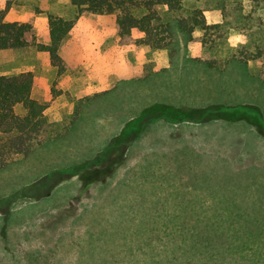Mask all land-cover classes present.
Listing matches in <instances>:
<instances>
[{
  "label": "rangeland",
  "instance_id": "1",
  "mask_svg": "<svg viewBox=\"0 0 264 264\" xmlns=\"http://www.w3.org/2000/svg\"><path fill=\"white\" fill-rule=\"evenodd\" d=\"M40 1L0 0V11L5 22L26 19L28 9L39 12ZM183 5L182 16L199 11L219 31L186 37L173 25L180 15L160 8L171 25L169 46L122 45L116 36L115 87L85 89L76 98L59 84L63 62L51 65L58 76L43 114L45 141L0 170V264H264V130L253 127L260 122L264 129V59L246 66L233 61L222 72L201 63L210 57L224 66L231 56L255 55L264 47V8L249 0ZM75 16L74 9L68 19ZM216 32L221 39L209 49ZM29 62L43 66L39 55H26L16 65L0 63V74H19ZM98 67L95 84L107 65ZM155 104L202 109L193 120L222 119L153 127L129 147L110 144ZM106 148L111 159L127 150L124 162L112 171H85L88 180L79 173L58 182L104 157ZM163 237L168 241L160 245Z\"/></svg>",
  "mask_w": 264,
  "mask_h": 264
},
{
  "label": "trees",
  "instance_id": "2",
  "mask_svg": "<svg viewBox=\"0 0 264 264\" xmlns=\"http://www.w3.org/2000/svg\"><path fill=\"white\" fill-rule=\"evenodd\" d=\"M69 1L76 10L74 19L65 20L48 16L49 46L36 44V35L31 23L5 22V12L0 11V50H14L35 46L38 52L48 53L50 64L56 66L59 60L57 50L61 40L68 34L77 18L88 14L114 16L116 34L122 45H128L133 42L137 46H146L152 50L166 49L172 37L171 25L170 23H163L162 15L159 12L160 8H166V12L169 14L180 15L173 21V25L186 37L191 38L196 31L204 32L205 35L207 31H219L217 26L208 27L199 11H192L182 16L185 0ZM249 2L255 8H264V0H249ZM212 34L215 36L210 35L208 38L209 49H215V42L221 39L220 36L216 35L217 32ZM133 35H135V38ZM263 59L264 47L260 46L256 47L255 55L250 56L245 53L239 59L231 56L224 60L223 65L226 66L236 61L246 66L249 61L261 62ZM201 63L209 70L222 72L220 69L222 63H218V61L212 60L210 57ZM259 79L264 88V70L259 73ZM32 80L33 75L30 72L11 76L0 74V170L11 163L12 156H26L45 141L44 138L46 137L48 126L43 117L44 106L30 98ZM197 112H203V110L164 104L148 106L138 116L137 120L129 123L131 126L128 128L129 131L124 128L110 144L117 146L120 143H125L129 147L134 141L145 136L153 127L157 130L162 125L171 127L178 122H183L181 125L185 124L193 121L191 117ZM212 119L213 116L209 120ZM111 152L110 148H106L104 156L107 157ZM126 152L127 150L124 149L118 157L110 159V163L116 166L124 162ZM73 175L75 174L73 173ZM80 176L84 180L88 178L86 174ZM178 230L177 228L176 233L179 232ZM138 232H140L139 229L133 227L131 235H137ZM164 239L168 241L166 237L158 239L161 242L160 245H162ZM204 255L206 254L203 253V256L200 255L199 257L204 259ZM211 256L214 259V256ZM190 261L192 262L191 259ZM177 264L189 263L178 261Z\"/></svg>",
  "mask_w": 264,
  "mask_h": 264
},
{
  "label": "crops",
  "instance_id": "3",
  "mask_svg": "<svg viewBox=\"0 0 264 264\" xmlns=\"http://www.w3.org/2000/svg\"><path fill=\"white\" fill-rule=\"evenodd\" d=\"M38 1L41 2L40 0ZM38 10L39 12L36 13L35 9L30 8L24 12V15L27 16L26 19L14 18L13 22L31 23L36 35V44L49 46L48 16L69 20L68 17L74 12V7L71 6L69 0H43ZM12 14L17 15L19 13L15 10ZM116 36L114 16L89 14L77 18L58 46L57 56L67 68L65 73L69 72V74L64 73L62 76L64 78L60 77L58 80L59 84H64L71 95L76 98L84 95L85 89H88L86 94H90L95 88L98 89L100 86L105 88L115 87ZM26 55H28V59L32 55L35 57L39 55V59L43 61L41 68L35 62H29L27 65L22 63L18 73H32L33 80L30 98L43 105L46 112L48 104L52 102L51 86L58 75L57 69L48 62L45 52H37L35 46L14 50H0V63L3 64L11 60L16 65V62ZM9 57L11 58L9 59ZM100 64H106L107 67L106 70L102 69L103 78L99 79L95 84L93 78L96 76L99 78L98 72L101 70L98 65L100 66ZM226 66L221 65L220 69L223 71ZM169 138L170 140L172 139L171 141L188 140L187 137L174 138L172 136Z\"/></svg>",
  "mask_w": 264,
  "mask_h": 264
},
{
  "label": "flooded vegetation",
  "instance_id": "4",
  "mask_svg": "<svg viewBox=\"0 0 264 264\" xmlns=\"http://www.w3.org/2000/svg\"><path fill=\"white\" fill-rule=\"evenodd\" d=\"M211 108V107H210ZM250 110H253V111H255V113H256V115H259V111H257V110H254V109H251L250 108ZM214 111H219L218 110V108H214ZM198 114H201L202 112H197ZM196 114V113H195ZM197 114V115H198ZM241 116V115H240ZM241 118H243L242 116L239 118V119H236L235 121H240L241 120ZM257 118V117H256ZM219 119H222V118H220V117H213V119L212 120H210V121H215V120H219ZM257 121H258V118H257ZM209 122V119H208V121H202V120H193V121H190V122H187V123H185V124H191V123H193V124H197V125H200V124H204V123H208ZM181 123H183V122H178V123H175L173 126H177V125H181ZM262 123V122H261ZM253 125V124H252ZM253 127H255V132L257 133V134H261V132H258V131H261V130H264L263 128H262V125L260 124V122H258L257 124H254V126ZM111 153L107 156V157H102L101 159H95V161L91 164V165H83L84 167H80V168H77V170L76 171H70L69 173H66L65 175H63L62 174V177L61 178H59L58 179V182H60V181H62V180H65V179H68V178H70V177H74V176H76V175H78L79 173L81 174V175H83L84 173H85V171H112V168H113V163L111 164L110 163V159H111ZM100 166H102V169H97V167H100ZM104 166V167H103ZM73 173L75 174V175H73ZM86 175H88V177L90 176V174H88V173H86ZM82 176H80V180H84L83 178H81ZM87 180H88V178H87ZM39 184V183H38ZM39 186H41V184H39ZM34 189H36V185H34L33 187H32V191L34 190ZM39 191H41V190H39V189H37L36 191H34V192H31V193H28L27 195H25V196H28L29 197V195L30 194H32L33 196L34 195H36ZM39 194V193H38Z\"/></svg>",
  "mask_w": 264,
  "mask_h": 264
}]
</instances>
